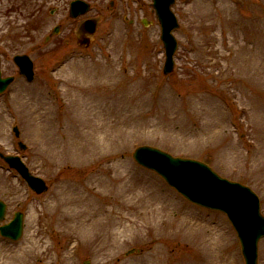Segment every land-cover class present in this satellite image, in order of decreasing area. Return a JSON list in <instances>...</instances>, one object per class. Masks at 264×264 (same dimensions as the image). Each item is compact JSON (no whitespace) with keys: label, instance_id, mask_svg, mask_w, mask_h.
Wrapping results in <instances>:
<instances>
[{"label":"rangeland","instance_id":"1","mask_svg":"<svg viewBox=\"0 0 264 264\" xmlns=\"http://www.w3.org/2000/svg\"><path fill=\"white\" fill-rule=\"evenodd\" d=\"M72 1L0 0V70L15 78L0 96V153L49 186L37 196L0 159L5 223L24 214L18 242L0 237V264H244L224 214L189 203L133 155L149 146L205 163L249 187L264 215V0H176L168 76L152 0H84L91 10L77 20ZM89 18L100 23L83 50L74 32ZM23 55L33 83L13 63ZM83 208L102 223L84 237L65 217Z\"/></svg>","mask_w":264,"mask_h":264},{"label":"water","instance_id":"2","mask_svg":"<svg viewBox=\"0 0 264 264\" xmlns=\"http://www.w3.org/2000/svg\"><path fill=\"white\" fill-rule=\"evenodd\" d=\"M174 2L175 0H153V8L161 25V40L166 51L165 75L172 73L174 69L173 57L177 50V42L172 33L179 25L170 10ZM88 8V5L81 1L72 3L71 17L76 18L84 14ZM96 27L97 23L94 20L84 22L78 33L79 38H83L81 34L87 35V38L94 35ZM87 38L81 41V45L90 44ZM14 62L22 75L29 80L33 79V64L27 56H17ZM12 81L13 78L3 80L0 76V94ZM16 133L18 135L17 131ZM20 146L25 149V146ZM0 157L12 169L17 170L37 194L47 189L41 179L29 173L18 157H4L1 154ZM133 158L140 166L160 175L172 188L195 205L225 213L237 233L245 264H258V244L264 238V216L261 214L258 197L249 188L221 178L203 163L174 158L156 148L141 147L135 151ZM6 209V205L0 201V222L5 219ZM0 232L9 240H19L23 233V215L17 213L10 224L0 228Z\"/></svg>","mask_w":264,"mask_h":264},{"label":"bare ground","instance_id":"3","mask_svg":"<svg viewBox=\"0 0 264 264\" xmlns=\"http://www.w3.org/2000/svg\"><path fill=\"white\" fill-rule=\"evenodd\" d=\"M79 202H81V199H71V200H68V204L70 205H78ZM79 205H81L82 207H85V205H83L82 203H80ZM95 213L94 211L90 210V209H87V208H83V209H78V210H75L72 215L69 217V216H65L67 217L68 219L72 220V223L73 225L71 226V229L73 231H76V232H79V233H82L83 235L81 236H85L87 235V233H89L90 231H93L95 228H100L102 223L100 220H93L94 219V216H95ZM129 228L127 227H124V229L122 231H117L115 232L113 235H114V241L118 243V237L125 233V232H128Z\"/></svg>","mask_w":264,"mask_h":264}]
</instances>
